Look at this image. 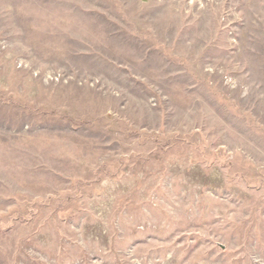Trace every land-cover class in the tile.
<instances>
[{
	"label": "rangeland",
	"instance_id": "obj_1",
	"mask_svg": "<svg viewBox=\"0 0 264 264\" xmlns=\"http://www.w3.org/2000/svg\"><path fill=\"white\" fill-rule=\"evenodd\" d=\"M0 264H264V0H0Z\"/></svg>",
	"mask_w": 264,
	"mask_h": 264
}]
</instances>
